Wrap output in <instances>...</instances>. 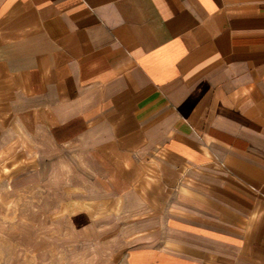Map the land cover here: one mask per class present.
Returning <instances> with one entry per match:
<instances>
[{
    "label": "crops",
    "instance_id": "1",
    "mask_svg": "<svg viewBox=\"0 0 264 264\" xmlns=\"http://www.w3.org/2000/svg\"><path fill=\"white\" fill-rule=\"evenodd\" d=\"M0 154L113 264H264V0H0Z\"/></svg>",
    "mask_w": 264,
    "mask_h": 264
},
{
    "label": "rangeland",
    "instance_id": "2",
    "mask_svg": "<svg viewBox=\"0 0 264 264\" xmlns=\"http://www.w3.org/2000/svg\"><path fill=\"white\" fill-rule=\"evenodd\" d=\"M2 159L0 154V264H113L119 230L104 231L103 224L96 231L71 229L67 215L56 211L61 201L43 199L31 169L9 168Z\"/></svg>",
    "mask_w": 264,
    "mask_h": 264
}]
</instances>
